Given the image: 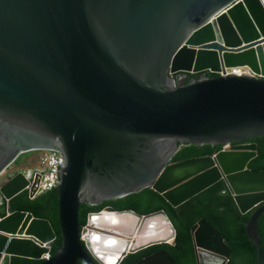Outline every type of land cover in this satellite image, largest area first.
I'll use <instances>...</instances> for the list:
<instances>
[{
	"label": "water",
	"instance_id": "water-1",
	"mask_svg": "<svg viewBox=\"0 0 264 264\" xmlns=\"http://www.w3.org/2000/svg\"><path fill=\"white\" fill-rule=\"evenodd\" d=\"M245 67L249 75L223 76ZM216 76L176 84L177 73ZM264 136V0H0V176L23 153L53 150L58 164L60 248L56 234L32 214L10 211L22 192L33 199L40 174L16 170L0 181V264H103L81 235L106 207L95 206L152 188L177 208L225 182L242 214L244 233L262 263L259 220L264 170L250 142ZM213 155L173 162L188 145L224 146ZM171 223V222H170ZM172 225V223H171ZM173 227V225H172ZM151 242L150 246L176 245ZM102 236L114 227L92 224ZM197 264H228L233 249L205 219L192 227ZM45 245V246H43ZM135 264H175L164 251Z\"/></svg>",
	"mask_w": 264,
	"mask_h": 264
},
{
	"label": "trees",
	"instance_id": "trees-1",
	"mask_svg": "<svg viewBox=\"0 0 264 264\" xmlns=\"http://www.w3.org/2000/svg\"><path fill=\"white\" fill-rule=\"evenodd\" d=\"M214 76L211 73H178L175 78H179L183 84L187 85ZM250 142L258 145V156L250 162L249 168L256 171L264 170V136ZM221 148L222 146L211 145L184 146L175 155L173 162L213 155ZM104 207H111L118 212L133 211L140 215L164 211L176 231V245L165 243L150 246L137 253L129 254L121 264H135L158 251L166 252L175 264H197L191 230L201 219L207 220L224 237L228 246L233 249V255L228 264H255V248L243 229L245 221L252 212L242 214L239 211L233 196L223 181L216 183L177 208L171 206L150 187L120 199L103 201L95 206L84 205L78 211L80 226L86 224L87 216L90 213L100 212ZM10 211L28 212L34 218L47 220L56 234V239L51 247V255L60 248L61 239L57 222L55 190L42 193L34 199H29L27 192H22L10 201ZM259 232L262 244L261 264H264V214L259 220ZM11 264H36V262L14 257ZM77 264L83 263L79 261Z\"/></svg>",
	"mask_w": 264,
	"mask_h": 264
},
{
	"label": "bare ground",
	"instance_id": "bare-ground-1",
	"mask_svg": "<svg viewBox=\"0 0 264 264\" xmlns=\"http://www.w3.org/2000/svg\"><path fill=\"white\" fill-rule=\"evenodd\" d=\"M92 224L114 227L119 234L102 236L91 231ZM174 229L163 216L139 219L131 214L102 212L90 219L84 239L103 264H118L123 254L151 242L171 241Z\"/></svg>",
	"mask_w": 264,
	"mask_h": 264
},
{
	"label": "built area",
	"instance_id": "built-area-1",
	"mask_svg": "<svg viewBox=\"0 0 264 264\" xmlns=\"http://www.w3.org/2000/svg\"><path fill=\"white\" fill-rule=\"evenodd\" d=\"M205 73H211V72H204V74ZM249 74H251L250 70L245 67L226 69L225 73L223 72L219 73V75H223V76H229V75L243 76V75H249ZM175 75H173L175 83L176 84L182 83L179 78H175ZM231 146L232 144L224 145L222 146L221 150H228ZM38 151L43 152L40 157V165L39 167L35 168L34 171H32L31 178H30V184L26 188V190L30 188L31 182L35 176V173H39L40 179L38 182L37 191H36L34 198L42 193L55 190L53 186L56 185L58 182V164H59V161L61 162V164L63 163L62 155L57 151H53V150H38ZM85 225L82 226L81 228L85 229L86 228ZM83 238L84 236L81 235V239ZM51 256L52 255H51V249H50V252L43 254L40 260L41 261L49 260Z\"/></svg>",
	"mask_w": 264,
	"mask_h": 264
},
{
	"label": "rangeland",
	"instance_id": "rangeland-1",
	"mask_svg": "<svg viewBox=\"0 0 264 264\" xmlns=\"http://www.w3.org/2000/svg\"><path fill=\"white\" fill-rule=\"evenodd\" d=\"M43 152L32 151L28 153L21 154L15 162L5 171L3 175L0 176V181L3 180L4 175L11 174L16 170H25L29 168H37L40 165V157ZM86 229V228H85Z\"/></svg>",
	"mask_w": 264,
	"mask_h": 264
},
{
	"label": "flooded vegetation",
	"instance_id": "flooded-vegetation-1",
	"mask_svg": "<svg viewBox=\"0 0 264 264\" xmlns=\"http://www.w3.org/2000/svg\"><path fill=\"white\" fill-rule=\"evenodd\" d=\"M7 175H8V174H6V175H4V176H7ZM104 208H106V207H104ZM104 208H103V209H104ZM103 209H102V210H103ZM158 252H159V251H158ZM156 253H157V252H156Z\"/></svg>",
	"mask_w": 264,
	"mask_h": 264
},
{
	"label": "clouds",
	"instance_id": "clouds-1",
	"mask_svg": "<svg viewBox=\"0 0 264 264\" xmlns=\"http://www.w3.org/2000/svg\"><path fill=\"white\" fill-rule=\"evenodd\" d=\"M221 151V150H220Z\"/></svg>",
	"mask_w": 264,
	"mask_h": 264
}]
</instances>
